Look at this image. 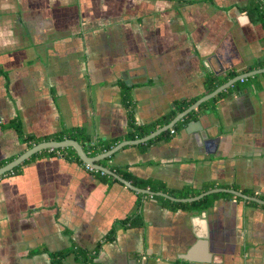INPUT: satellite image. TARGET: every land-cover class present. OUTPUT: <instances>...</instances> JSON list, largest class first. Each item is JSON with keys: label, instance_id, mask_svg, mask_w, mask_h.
I'll return each mask as SVG.
<instances>
[{"label": "crops", "instance_id": "obj_1", "mask_svg": "<svg viewBox=\"0 0 264 264\" xmlns=\"http://www.w3.org/2000/svg\"><path fill=\"white\" fill-rule=\"evenodd\" d=\"M249 2L0 0V162L31 148L13 120L35 137L83 128L93 139L139 140L128 138L125 88L144 125L204 96L210 74L260 69L264 26ZM245 80L169 138L98 164L191 193L176 198L208 187L264 200V73ZM62 149L0 178V264H52L70 248L98 253L90 263L69 253L63 264H264L263 203L221 194L205 209L173 205L103 181ZM137 214L142 225L121 223Z\"/></svg>", "mask_w": 264, "mask_h": 264}, {"label": "trees", "instance_id": "obj_2", "mask_svg": "<svg viewBox=\"0 0 264 264\" xmlns=\"http://www.w3.org/2000/svg\"><path fill=\"white\" fill-rule=\"evenodd\" d=\"M244 10L247 11V13L249 14V16L253 22L261 23L264 26V0H250L249 4L244 8ZM253 67L264 68V61L256 63ZM241 74H243V73H240V72L235 71V70H231V71L227 72V74L222 75V76L212 75V74L208 75L206 77V81H205V93L207 94L209 92H212L214 89H216L221 84H223L226 81H228V80H230V79H232L238 75H241ZM243 80L246 81V80H250V79H246V80L243 79ZM239 82L240 81L235 83L232 87L222 91L221 93H219L216 97L212 98L211 100L201 104L198 107V110H201L202 108L206 107L208 104L215 102L216 100L225 96L232 88L238 86ZM199 98L200 97H195V98H192L190 100H186V99L177 100V101H175L174 109H172L169 113L165 114L160 119H158L152 123H149V124L139 125L135 122V115L133 112L134 111V103H133V99L131 96V89L125 88L123 91V101L125 102V105L127 106L128 110H129V114H128L129 125L131 126L132 130L134 131V132L132 131L129 134L128 138L129 139H135L136 138L135 136L144 137V136L150 134L151 132L155 131L157 128H160V127L170 123L176 117V115L179 112L184 111L186 108H188L194 102H196ZM195 112L196 111L194 110V111L190 112L188 115H186L182 120H179L174 125L173 129L177 130L180 127H182L192 117V115ZM9 125H11V127H14L16 129L21 140L28 143L29 147H33L34 145L41 143V142H44V141H50L53 139H55L57 141H62L66 138V139H72V140L78 141L84 147V149L86 150V152L90 156H97V155H99L105 151H108L112 147H114L118 142L121 141L120 138H115V139H110V140L93 139L91 137V135H89L83 128L67 129V130H64L62 133H60L59 135H56L53 137H51V136L35 137L33 135H30V134L25 135L23 133L20 120H13L12 122H10ZM169 134H170V129L163 131L155 139L148 141V143H151L154 140H157L162 136L169 138V136H170ZM60 150H61V148L54 149L51 151H60ZM62 150L66 151L67 155H69L70 157H75L81 163L85 164L83 162V160L80 158V156L77 154V152L74 148L69 147V148H64ZM32 156L29 159H27L26 161H24L21 165L15 167L13 170H11V171L7 172L6 174L0 176V178L4 177V176L19 173L22 165L25 164L27 161H29L32 158ZM12 160H13V158H10L6 161H1L0 167L4 166L5 164H7L8 162H10ZM105 160L106 159L101 160L99 163L104 164ZM85 166L87 167L86 164H85ZM111 170H113V169L111 168ZM90 171L95 173L97 176H99L105 182L117 181V179L114 178L112 175L102 173L100 170H90ZM113 171H115L116 173L121 175L124 179L130 181L133 185H135L136 187H139V188H150L151 191H153V192L168 193V194L176 196V197H189V195L191 194L190 192L171 190V189L167 188V186L165 185L164 182H161L159 180H141V179L131 175L130 173L124 172L120 169H115ZM206 189L208 190L210 188L207 187ZM195 194L198 195L199 192L195 193ZM221 194L227 195L229 197H235L231 193H214L211 195H207L204 198L199 199L197 201L190 202V203L171 202L168 199H165L161 196H158V198L162 199L164 202H169V203H171L173 205H177V206H184V207H190V208H196V209H205V208L209 207L212 204L213 200ZM192 195H194V193H192ZM236 198L239 199V197H236ZM121 223H123L125 225L128 223L130 225H142L141 215L137 214L134 218L131 217V218L124 219L121 221ZM69 253H75L80 260H82L86 263H90V261L92 262L93 258L97 255L98 250H95L94 252H89V251L80 250V249H76V248H70V249H67L65 251L52 253L51 254L52 264H63L62 262H63L64 257L66 255H68Z\"/></svg>", "mask_w": 264, "mask_h": 264}, {"label": "water", "instance_id": "obj_3", "mask_svg": "<svg viewBox=\"0 0 264 264\" xmlns=\"http://www.w3.org/2000/svg\"><path fill=\"white\" fill-rule=\"evenodd\" d=\"M258 73H264V68L250 70L247 73L238 75V76L226 81L225 83L221 84L216 89H214L212 92H209V93L205 94L204 96H202L201 98H199L196 102H194L192 105H190L184 111L180 112L170 123H168V124L158 128V129H156L152 133L148 134L147 136H145V137H143V138H141L139 140H125V141L119 142L114 147H112L110 150L105 151V152H103V153H101V154H99L97 156H90L85 151L84 147L76 140L65 139V140H62V141H57V140L44 141V142H41V143H38V144L34 145L33 147H31L28 150H26L24 153H22L17 158H15L12 161L8 162L4 166H1L0 167V176L6 174L7 172L13 170L15 167L21 165L24 161L29 159L32 155H34L37 152H40V151L45 150V149H52V148L53 149H59V148H69V147H71V148H74L76 150L77 154L80 156V158L83 160V162H85V164L90 165L91 167H93L96 170H100V171L105 172L106 174L112 175L113 177H115L116 179L121 181L123 184H125L127 187H129V188H131L133 190L142 192V193H148V194H152V195L163 196V197H166L168 199H171V200H174V201H178V202H193V201H197L199 199H202L205 196L210 195L212 193L227 192V193L234 194L235 196L242 197L245 200H255L257 202H260V203L264 204V200L248 196V195L244 194L241 191H238V190H235V189H230V188H214V189H211V190H207V191L201 193L198 196H194V197H190V198H176V197L171 196V195H169L167 193L153 192V191H151L149 189H143V188L136 187L130 181L124 179L118 173L110 170L109 168H106V167L98 164V162H100L101 160H103V159H105L107 157H110L111 155H113L114 153H116L118 150H120L121 148H123L126 145L136 144L138 142L148 141L150 139L155 138L157 135H159L163 131H166L168 129L173 128L174 125L179 120L184 118L191 111L197 109L201 104H203V103L211 100L212 98L216 97L219 93H221L222 91L228 89L230 86H232L237 81H239L241 79L248 78L250 76H254V75L258 74Z\"/></svg>", "mask_w": 264, "mask_h": 264}, {"label": "built area", "instance_id": "obj_4", "mask_svg": "<svg viewBox=\"0 0 264 264\" xmlns=\"http://www.w3.org/2000/svg\"><path fill=\"white\" fill-rule=\"evenodd\" d=\"M173 132H174V130H172ZM51 150H54L53 148L51 149ZM58 154L60 155V151H58ZM87 165V169L88 170H96V169H94L93 167H91L90 165H88V164H86ZM102 173H105V172H103V171H101Z\"/></svg>", "mask_w": 264, "mask_h": 264}]
</instances>
